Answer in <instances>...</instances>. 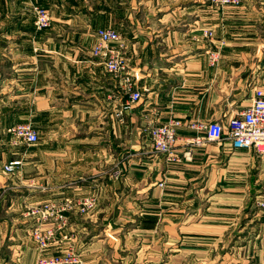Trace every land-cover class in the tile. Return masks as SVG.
<instances>
[{"label":"crops","instance_id":"crops-1","mask_svg":"<svg viewBox=\"0 0 264 264\" xmlns=\"http://www.w3.org/2000/svg\"><path fill=\"white\" fill-rule=\"evenodd\" d=\"M36 6L51 12L49 29H36ZM107 28L142 93L130 110L124 78L93 55ZM258 90L264 0H0V264L68 250L78 264H264V159L223 141L170 163L146 131L177 119L226 127ZM25 123L39 143L13 146L9 130ZM16 159L23 167L7 174ZM85 198L96 199L88 214ZM47 203L74 207L44 253L34 231L57 222L33 211Z\"/></svg>","mask_w":264,"mask_h":264},{"label":"built area","instance_id":"built-area-1","mask_svg":"<svg viewBox=\"0 0 264 264\" xmlns=\"http://www.w3.org/2000/svg\"><path fill=\"white\" fill-rule=\"evenodd\" d=\"M218 7H240L245 0H209ZM35 26L38 31L49 29L52 26V16L49 10L34 7ZM99 43L93 49V55L102 59L107 71L117 77H123L125 90L129 100L124 110L132 109L142 100V93L138 90L129 75V60L125 53L123 38L116 30L107 28L97 32ZM211 37V34L207 33ZM210 61L213 66L220 60V51L210 52ZM123 111L120 113L121 120ZM185 128L196 133L195 137L181 138L179 130ZM147 134L154 153L164 155L168 162L181 164L193 159L194 149L204 147L209 143H222L229 141L233 149H245L264 159V91L258 90L251 104L239 115L231 118L224 127L219 122L172 120L162 125H149ZM15 145L25 144L33 147L39 143L38 131L32 123L20 124L9 130ZM182 147L183 151L179 148ZM23 167V160L16 159L4 166V171L9 175L16 174ZM164 187V184H160ZM264 208V201L258 203ZM79 212L88 214L96 207L95 198H85L79 202ZM72 204L62 208L52 203H47L33 211L41 223L57 222V230H43L40 227L34 232L35 239L42 251H48L57 243L56 232L66 227L68 218L65 212L73 209ZM66 238V236H65ZM78 258L73 250H68L61 256L44 259L42 264H78Z\"/></svg>","mask_w":264,"mask_h":264},{"label":"rangeland","instance_id":"rangeland-1","mask_svg":"<svg viewBox=\"0 0 264 264\" xmlns=\"http://www.w3.org/2000/svg\"><path fill=\"white\" fill-rule=\"evenodd\" d=\"M39 7H40V6H39ZM45 9H46V8H45ZM47 10H48V9H47ZM33 12H34V10H33ZM50 13H51V12H50ZM36 29H37V28H36ZM123 114H124V112H123ZM122 119H123V117H122ZM11 143H12L13 146H16V145L14 144V140H13V139L11 140ZM37 228H38V227H37ZM35 230H36V229H35ZM34 232H35V231H34ZM34 239H35V236H34ZM35 241H36V239H35ZM36 242H37V241H36ZM38 246H39V244H38ZM39 248H40V246H39ZM40 249H41V248H40ZM41 251H42V249H41ZM42 252L45 253L46 251H42ZM46 258H47V257H42L41 260H40V264H42L43 261H44V259H46Z\"/></svg>","mask_w":264,"mask_h":264}]
</instances>
